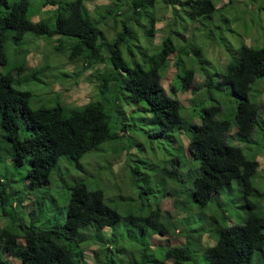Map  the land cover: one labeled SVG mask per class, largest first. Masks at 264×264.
Returning a JSON list of instances; mask_svg holds the SVG:
<instances>
[{
  "label": "trees",
  "instance_id": "trees-1",
  "mask_svg": "<svg viewBox=\"0 0 264 264\" xmlns=\"http://www.w3.org/2000/svg\"><path fill=\"white\" fill-rule=\"evenodd\" d=\"M229 6L220 9L215 0H111L108 5L92 12L85 0H43L42 8L52 7L54 16L50 20L35 22L29 17L30 0H0V67L8 63L6 44L10 38L22 41L28 32L38 37L58 36L54 47L56 55H62L69 47L68 59L71 62L80 61L83 62V70H95L104 96L111 94L119 100V96L123 95L128 104H145L146 110L163 126L160 135L167 130L174 134L177 128L180 134L186 136L189 153L199 163V168L195 163L193 169L194 173H199L193 181V199L199 207L205 208L213 195H221L235 180L240 181L246 196L251 195L255 190L252 179L260 165L256 159L248 157L243 148L228 142L231 122L219 119L222 112L219 105L204 108L200 124L188 122L181 114L182 103L165 87L162 70L167 69L169 58L177 51L191 57L188 61L179 58L176 63L179 68L182 67L179 72L182 87L185 91L189 90L196 77V70L189 68V63L196 60L194 57H201L203 50L194 46V55H191L184 45L179 47L173 36L181 38L183 35L175 32L172 24L179 19L191 23L213 22L220 11L230 12ZM169 8L174 13L169 34L164 37L158 51L150 53L145 50L144 65L150 67L145 68L140 63L131 66L124 57V49L129 42L137 40L135 25L142 26L141 20L146 18L152 42L158 15ZM120 17L123 18V26L119 32L116 29ZM114 19H117L116 22ZM110 20L114 21L115 34L108 37L101 26ZM133 37L135 39L131 41ZM72 39L75 42L70 41ZM81 68L78 75L84 73ZM219 79L221 84H229L238 98L234 118L237 136L246 141L254 139L255 133L264 130L261 126L264 104L250 98L253 85L264 79V46L254 47L243 42L232 53L231 61ZM31 99L30 91L15 87L12 73L0 74V155L6 149L16 168L26 161L29 163L25 190H34L36 186L48 182L63 157L81 160L103 143L120 138L111 129V115L103 103H90L82 110L69 114L60 104L33 110ZM21 131H24V138ZM167 172L173 180H180L179 170ZM1 185L4 187L5 181L0 178ZM1 193L0 190L2 198ZM169 195L177 209L183 208L175 192ZM21 202H17L18 208ZM13 203L12 211L0 208L1 219L9 221V224L0 222V264H83V252L77 253L69 243H85L91 240L93 234L97 238L94 243H99L100 248L109 246L105 247V251L101 248L100 255L95 258L96 264H111L106 258L114 250L115 231L122 218L105 203L103 190L89 189L84 181H77L70 188L65 222L49 227L40 228L34 222L24 225ZM255 207L251 204V211L243 225L220 227L205 233L216 239L214 245L205 249L207 264H251L257 252L264 259V215L254 213ZM161 211L162 208L156 209L159 215ZM154 217L155 211L152 212V220ZM169 222L171 226L175 225ZM103 230L108 232L104 234ZM162 230L166 233L168 228L163 227ZM165 256L166 260H173L175 264L193 261L190 248L186 245L169 248ZM9 257L17 262H11Z\"/></svg>",
  "mask_w": 264,
  "mask_h": 264
},
{
  "label": "rangeland",
  "instance_id": "rangeland-1",
  "mask_svg": "<svg viewBox=\"0 0 264 264\" xmlns=\"http://www.w3.org/2000/svg\"><path fill=\"white\" fill-rule=\"evenodd\" d=\"M15 1L18 0H10ZM30 1V19L36 22L53 18L54 9L42 8L43 0ZM110 1L85 0V3L92 12H96ZM215 1L220 9L230 5V12L220 11L213 22L191 23L179 19L176 24H172V9L162 10L158 15L152 42L147 32L146 18L142 19V26L135 25L137 40L132 41L135 37L131 39L132 42L124 49V57L131 66L134 63L144 65L145 50L150 53L158 51L164 37L169 34L171 24L175 32L183 35L181 38L173 36L179 47L184 45L191 55H194V46L203 50L201 57H194L196 60L189 63V68L196 70L195 80L189 90L185 91L182 87L179 77L182 67L179 68L176 63L179 58L188 61L191 57L181 55L178 51L169 58L167 69L162 70L163 83L169 94L182 103L181 114L188 122L200 124L204 108L214 105L221 107L219 119L231 122L228 142L240 146L248 157L259 162L258 173L252 179L255 190L251 195L246 196L240 181L235 180L221 195H213L205 208L199 207L193 199V181L199 174L194 173L193 169L195 163L199 168V163L189 153L186 136L180 134L177 128L174 134L167 130V133L160 135L163 126L146 110L145 104H128L123 95L119 96V100L111 94L104 96L95 70L86 71L81 68L83 62H71L68 59L69 47V51L56 55L54 47L58 36L38 37L28 32L22 41L9 39L6 44L8 63L0 67V74L12 73L15 87L32 93L30 107L33 110L60 104L66 113L71 114L72 111L82 110L87 104L103 103L111 115V129L120 138L103 143L81 160L63 157L48 182L36 186L34 190H25L29 163L26 161L23 166L16 168L4 149L0 155V178L5 181L4 187L0 186L3 192L0 208L12 211L15 200L13 207L24 225L29 226L34 222L37 227H49L65 222L70 188L77 181H84L89 189L103 190L105 203L122 218L115 231L114 250L110 247L113 252L106 258L111 264H175L173 260H166L165 254L169 248L179 245L188 246L193 255V261L185 264H207L205 249L214 245L216 239L205 233L220 227L243 225L251 211V204L256 205L254 213L264 215V130L255 133L253 141L237 136L234 118L238 98L231 86L221 84L219 79V75L225 73L232 53L243 42L254 47L264 46V0ZM118 19L114 21L117 20L116 31L120 32L123 18ZM114 21H107L105 26H101L108 37L115 34L112 26ZM205 26L209 28L207 31ZM212 33L214 35L208 38L207 35ZM70 41L75 42L74 39ZM79 68L84 72L82 75H78ZM250 98L264 104V79L253 85ZM261 126H264V122ZM21 132L24 138V131ZM174 169L180 171V180L170 178L167 171ZM170 192L176 193L184 209L175 207ZM20 200L22 202L18 208L17 202ZM158 207L162 208L161 215L156 212ZM1 220L0 214L1 224H9V221ZM169 221L176 226H171ZM163 227L168 228L166 233ZM95 240L97 238L93 234L91 240L85 243H69L77 253L83 252V264H96L95 258L100 255L101 248L105 251V247H109L100 248L99 243H94ZM8 259L17 262L13 258ZM251 264H264L262 254L257 252Z\"/></svg>",
  "mask_w": 264,
  "mask_h": 264
}]
</instances>
